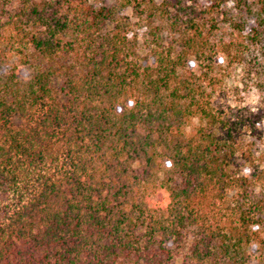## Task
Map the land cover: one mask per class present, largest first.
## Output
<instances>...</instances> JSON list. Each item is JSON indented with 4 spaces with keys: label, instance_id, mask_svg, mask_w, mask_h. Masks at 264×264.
Here are the masks:
<instances>
[{
    "label": "trees",
    "instance_id": "obj_1",
    "mask_svg": "<svg viewBox=\"0 0 264 264\" xmlns=\"http://www.w3.org/2000/svg\"><path fill=\"white\" fill-rule=\"evenodd\" d=\"M97 1L0 10V66L31 70L0 73V264H264V109L219 100L221 58L264 83V7L122 0L152 38L143 65Z\"/></svg>",
    "mask_w": 264,
    "mask_h": 264
},
{
    "label": "rangeland",
    "instance_id": "obj_2",
    "mask_svg": "<svg viewBox=\"0 0 264 264\" xmlns=\"http://www.w3.org/2000/svg\"><path fill=\"white\" fill-rule=\"evenodd\" d=\"M239 1L244 0H230L229 3L226 4L228 8L233 7ZM257 5L255 7L256 10H261L264 7V0H245ZM17 2V0H0V10L4 7L9 8L12 3ZM215 0H195V4H197L199 9H203L205 11H212L211 7L214 6ZM98 6L105 5L106 7H113L116 11H118V19H123L122 22L126 19V23H128L129 36L135 43V48L137 51V55L139 57L140 63L143 65H153L154 59L152 55V38L148 35V30L146 28V23L140 20L133 10L130 7H124V2L122 0H99L96 2ZM211 17V18H209ZM208 17V20H213L216 15L212 14ZM222 20L223 16L217 18V20ZM4 23L0 22V35L2 33V25ZM230 33V32H226ZM246 33L242 34V37H245ZM241 39V36H239ZM164 41L166 43H172L174 41V36L169 34L168 32L164 33ZM244 42H247L244 40ZM258 55L259 57V68L261 71H264V41L262 45L256 47V51L253 52V57ZM257 57V58H258ZM190 67L193 70L197 69V62L194 58H190ZM0 73L3 75H8L11 72V69L14 67H18L22 70V76L24 79H27L31 75V70L29 68H23L20 65L19 58L15 54H9L6 59L1 61ZM257 63L255 66L258 68V60L255 61ZM220 65L223 66V91L220 93V103L227 107L230 105L232 107H242L251 109L254 112L259 111L260 109H264V83L259 82V80L252 77L249 74V70L238 66L236 63L230 64L229 60L226 58H221ZM15 125H20V119H14ZM201 125V120L198 117L192 118L186 127V133L191 134L196 128ZM261 129L264 131V120L260 125ZM170 167L169 161H165L164 169H168ZM162 178V173L160 175ZM254 251H257V247H254ZM259 255V252L257 253ZM181 260L177 261V264H180ZM251 264H258L257 258L253 259Z\"/></svg>",
    "mask_w": 264,
    "mask_h": 264
}]
</instances>
